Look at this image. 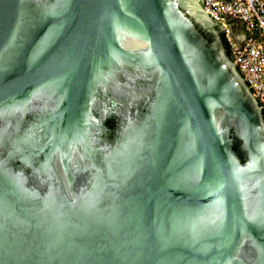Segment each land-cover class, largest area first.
Segmentation results:
<instances>
[{
	"label": "water",
	"instance_id": "95a60500",
	"mask_svg": "<svg viewBox=\"0 0 264 264\" xmlns=\"http://www.w3.org/2000/svg\"><path fill=\"white\" fill-rule=\"evenodd\" d=\"M203 0H0V264H264V112Z\"/></svg>",
	"mask_w": 264,
	"mask_h": 264
},
{
	"label": "built area",
	"instance_id": "2783aa9c",
	"mask_svg": "<svg viewBox=\"0 0 264 264\" xmlns=\"http://www.w3.org/2000/svg\"><path fill=\"white\" fill-rule=\"evenodd\" d=\"M204 9L223 28L229 53L264 112V0H203ZM233 20L245 25L235 30Z\"/></svg>",
	"mask_w": 264,
	"mask_h": 264
},
{
	"label": "flooded vegetation",
	"instance_id": "af4514ba",
	"mask_svg": "<svg viewBox=\"0 0 264 264\" xmlns=\"http://www.w3.org/2000/svg\"><path fill=\"white\" fill-rule=\"evenodd\" d=\"M232 23H233L234 28H235L236 31H238V32H245V25H244L243 22H241L240 20H233ZM221 31L223 33V28H222Z\"/></svg>",
	"mask_w": 264,
	"mask_h": 264
},
{
	"label": "trees",
	"instance_id": "16d2710c",
	"mask_svg": "<svg viewBox=\"0 0 264 264\" xmlns=\"http://www.w3.org/2000/svg\"><path fill=\"white\" fill-rule=\"evenodd\" d=\"M202 4H203V1H202ZM222 35H223V37H224V40H225V42H226L225 33L223 32V33H222Z\"/></svg>",
	"mask_w": 264,
	"mask_h": 264
}]
</instances>
